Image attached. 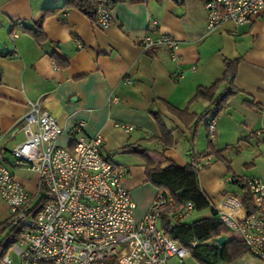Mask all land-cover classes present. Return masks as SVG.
Instances as JSON below:
<instances>
[{"label":"crops","instance_id":"0c3cea01","mask_svg":"<svg viewBox=\"0 0 264 264\" xmlns=\"http://www.w3.org/2000/svg\"><path fill=\"white\" fill-rule=\"evenodd\" d=\"M64 2L0 0V158L31 202L42 200L38 176L14 169L11 156L24 141L23 118L31 102L56 119L62 147L72 146L80 122L83 137H102L103 158L124 169L122 184L136 204V221L159 195L166 196L149 180L148 163L186 167L195 155L209 154L210 164L197 177L210 209L226 195L243 193L228 177L264 183V13L209 32L204 0H123L110 8L112 24L102 29L78 10L62 9ZM44 12L35 39L30 32ZM153 21L156 32L149 29ZM149 34L173 36L179 63L166 48L143 49L140 40ZM199 89L208 93L196 96ZM227 90L231 94L215 117L211 138L207 122ZM5 205L0 198V226L8 219ZM174 206L173 199L166 208L172 222ZM210 218L206 211L194 220ZM221 236L226 243L217 249L243 244L228 229ZM172 259L180 264L176 258L165 264ZM219 264L262 263L245 250Z\"/></svg>","mask_w":264,"mask_h":264},{"label":"built area","instance_id":"2783aa9c","mask_svg":"<svg viewBox=\"0 0 264 264\" xmlns=\"http://www.w3.org/2000/svg\"><path fill=\"white\" fill-rule=\"evenodd\" d=\"M96 24L107 29L112 24L109 9L99 0ZM207 30L222 23L242 25L264 13V0H204ZM22 29V24H17ZM158 30L153 21L149 28ZM16 38L17 34H13ZM143 49L166 48L171 61L179 63V44L171 35L149 34L140 40ZM192 69H195L194 67ZM182 71L177 73V78ZM127 84L130 83L126 79ZM113 99L112 103H116ZM83 122L74 129L70 148L58 144L63 131L56 119L31 102L23 118L24 141L12 150V167L26 168L38 176L40 204L31 202L28 192L0 158V198L10 215L3 232L21 230L14 237L0 264H165L176 258L180 264L188 251L172 240L160 225L164 209L173 204L169 196L159 195L141 220H135L136 204L122 184L124 169L101 154L100 135H81ZM130 128H127V130ZM215 119L208 125L209 136ZM210 155H195L191 165L200 169L210 164ZM247 185L255 210L246 214L241 200L226 195L214 210L222 224L240 236L248 252L264 264V183L254 178L228 177L227 183ZM35 205V206H34ZM193 212L186 203L173 210L174 222L181 223ZM1 231V232H2Z\"/></svg>","mask_w":264,"mask_h":264},{"label":"trees","instance_id":"16d2710c","mask_svg":"<svg viewBox=\"0 0 264 264\" xmlns=\"http://www.w3.org/2000/svg\"><path fill=\"white\" fill-rule=\"evenodd\" d=\"M123 0H105V5L110 10L113 5ZM134 2H143L147 0H132ZM99 0H65L62 9H75L86 15L92 21H96V9ZM46 16L44 12L37 20V30L30 32L37 39L41 33V24ZM23 26V24H22ZM24 28V26H23ZM22 28V29H23ZM25 30V28H24ZM38 41V40H37ZM217 85V84H216ZM204 89H199L196 96L203 95ZM231 91H225L223 95L216 101V107L212 111L211 119L207 122V127L212 119L223 107V100L230 96ZM204 154V153H203ZM209 155V154H204ZM216 156L220 159L221 152H217ZM223 159V157H222ZM147 176L151 183L159 187L163 194L171 197L175 201V208L186 203L193 204V211L203 213L210 211V219H197L192 222L176 223L172 222L167 215V209L161 214V227L165 233L180 246L188 251L193 259L199 264H219L221 262H231L235 258L244 253L246 247L235 243H227L222 249L214 247L215 240L226 232V227L220 221L217 212L210 209V202L204 192L200 189L198 183V169L191 164L186 167H178L175 164H169L167 167L161 168L150 163L146 167ZM243 193L238 197L246 214L254 212L252 195L247 185L237 182L235 184ZM3 226V224L1 225ZM0 226V227H1ZM0 228V261L6 254L8 246L14 237H17L21 230H10L3 232ZM2 231V232H1ZM106 264H115L114 260L108 261Z\"/></svg>","mask_w":264,"mask_h":264},{"label":"rangeland","instance_id":"374dc122","mask_svg":"<svg viewBox=\"0 0 264 264\" xmlns=\"http://www.w3.org/2000/svg\"><path fill=\"white\" fill-rule=\"evenodd\" d=\"M225 178H226V177H225ZM225 186H226V185H225ZM43 194H44V191H42V192L39 194V197L43 196ZM39 197H38V198H39ZM3 203H4V202H3ZM5 206H6V205H5ZM6 207H7V206H6ZM203 213H205V212H203ZM200 214H202V213H196V212H194L193 215L188 219V222L194 221V219L200 217ZM7 215H8V217H9V215H10V211H9L8 208H7ZM7 254H8L9 258L12 260V262H13L14 264H16V263L18 262V259L12 254V252H11V253L8 252ZM170 262L173 263V264H178V262H177L176 260H174V259H172ZM184 264H199V263H198L195 259H193L190 255H187V257L184 259Z\"/></svg>","mask_w":264,"mask_h":264},{"label":"water","instance_id":"95a60500","mask_svg":"<svg viewBox=\"0 0 264 264\" xmlns=\"http://www.w3.org/2000/svg\"><path fill=\"white\" fill-rule=\"evenodd\" d=\"M226 243L225 237L221 236L215 240V247L219 248Z\"/></svg>","mask_w":264,"mask_h":264}]
</instances>
